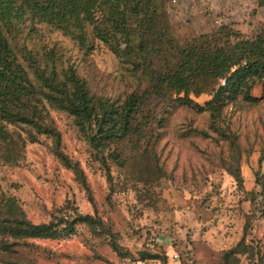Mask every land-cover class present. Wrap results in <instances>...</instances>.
I'll list each match as a JSON object with an SVG mask.
<instances>
[{"label": "rangeland", "instance_id": "obj_1", "mask_svg": "<svg viewBox=\"0 0 264 264\" xmlns=\"http://www.w3.org/2000/svg\"><path fill=\"white\" fill-rule=\"evenodd\" d=\"M21 8L0 0V32L36 89L37 116H0L9 138L0 140V264H264V71L213 101L225 80L195 65L199 55L240 56L241 42L264 62V2L121 0L96 8L94 22L60 25ZM53 69L63 92L74 71L95 99L138 98V131L95 148L91 130L47 97L39 74ZM70 216L74 235L22 232V222L61 229Z\"/></svg>", "mask_w": 264, "mask_h": 264}, {"label": "trees", "instance_id": "obj_2", "mask_svg": "<svg viewBox=\"0 0 264 264\" xmlns=\"http://www.w3.org/2000/svg\"><path fill=\"white\" fill-rule=\"evenodd\" d=\"M29 5V10L21 8L18 11L30 13L32 19L41 16L50 19L55 25H60L67 17L75 18L80 24L86 21L94 22V13L96 8L103 4L113 6L115 2L121 0H24ZM264 0H260L262 4ZM126 25L117 22L113 28L119 32L126 31ZM100 31V30H99ZM99 37L104 42L109 41L108 32H99ZM240 56L220 53L217 56L199 55L195 60L196 68L212 66V73L217 78L225 80L223 85H219L214 93V100L222 99L231 88L239 87L246 83V78L251 75H259L264 71V62L261 61L259 55L260 50L257 47L255 52L257 56H252L251 47L248 42H241L237 46ZM193 56L190 53L183 61L185 66L192 65ZM55 67V66H53ZM58 76L56 70L53 69V75L46 77L44 73L39 74V80L43 86L49 90V97L60 108L68 111L75 117L77 125L83 130H91L90 141L98 150L110 148L113 142L123 140L129 137L134 131H138V127H134L136 112L139 108V99L135 97L129 98L122 106L108 104L104 100L95 99L89 94L83 81H81L71 71L67 76L66 87L72 85L67 92L59 88L57 83ZM178 82L181 83L179 93L187 92V88L191 87L190 79L185 76H179ZM246 85V84H245ZM56 86V87H55ZM237 89V88H236ZM203 91L194 89L193 93L196 97L200 96ZM36 89L30 84L24 70L17 63L8 42L0 32V116L2 122L6 121L10 124L30 123L37 116L36 108L33 106ZM185 96V100L192 107H198L199 112L205 109L194 100ZM247 99L252 102H258L259 98L247 95ZM48 128H38L40 132H47ZM8 134L3 126H0V140L4 143L8 141ZM117 153V150H115ZM86 222L93 221L91 216L83 218ZM77 220L69 218H61V229L55 224L34 226L31 223H24L23 233H27L38 238H55L62 235H74L76 233ZM22 229V228H21ZM20 231V229L18 228ZM113 249L118 250L116 244ZM154 261L164 263V258L160 256L153 257Z\"/></svg>", "mask_w": 264, "mask_h": 264}]
</instances>
